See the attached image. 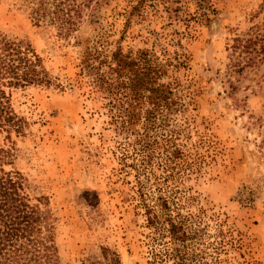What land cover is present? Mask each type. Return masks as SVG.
Masks as SVG:
<instances>
[{
    "label": "rangeland",
    "instance_id": "obj_1",
    "mask_svg": "<svg viewBox=\"0 0 264 264\" xmlns=\"http://www.w3.org/2000/svg\"><path fill=\"white\" fill-rule=\"evenodd\" d=\"M82 1L83 25L65 39L20 0H0V34L30 45L52 82L6 89L23 122L0 132L12 152L4 169L54 220L60 263L108 249L122 264H173L169 214L188 234L186 264H264V61L248 64L235 41L264 30V0H150L145 19L135 13L129 24L139 0ZM118 50L170 90L154 131L186 160L162 149L143 161L131 135L143 116L125 124L130 97L99 67L97 51L109 60Z\"/></svg>",
    "mask_w": 264,
    "mask_h": 264
},
{
    "label": "trees",
    "instance_id": "obj_2",
    "mask_svg": "<svg viewBox=\"0 0 264 264\" xmlns=\"http://www.w3.org/2000/svg\"><path fill=\"white\" fill-rule=\"evenodd\" d=\"M20 1L36 25L52 26L65 39L75 37L80 31L87 10V5L82 0ZM149 1L139 0L138 4L130 9L126 14L127 24L135 13L145 19ZM169 10L171 8H168ZM235 41L236 46L242 47L241 51L249 56L248 64L254 63L256 59L258 62L264 61V30L259 27L252 28L243 38L238 37ZM97 44L101 45L100 42ZM84 54L83 64L88 63L92 57L88 50ZM97 58H100L99 67H106L104 69L117 79L122 92L130 97L131 106L125 124L132 126L139 120L138 114L143 116L141 130L131 132L143 161L150 163L155 153H162V149H170L167 151L172 160H186L173 141L160 143L154 131L159 124L160 110L171 101L170 90L158 83L154 70H144L137 60L119 50L111 53L109 60L102 52L97 51ZM96 81L91 86L93 92L103 85L99 84L102 83L99 80ZM51 83L43 60L30 45L0 34V132L19 133L22 129L23 121L12 108L7 88L49 86ZM11 157L10 150L0 148V264H61L55 241L54 220L50 214L32 204L26 194L23 176L19 172L4 169L5 164H10ZM160 207L162 210L168 208L167 203L161 204ZM146 212L150 218L149 223L158 220L154 209L146 207ZM164 222L170 238L169 259L173 264H186L187 256L179 249V243L188 239L187 232L179 227L169 214H166ZM83 264L122 263L116 252L103 249L99 258Z\"/></svg>",
    "mask_w": 264,
    "mask_h": 264
}]
</instances>
